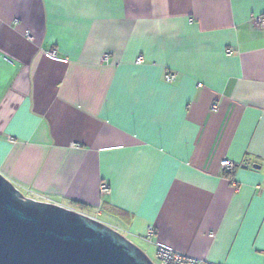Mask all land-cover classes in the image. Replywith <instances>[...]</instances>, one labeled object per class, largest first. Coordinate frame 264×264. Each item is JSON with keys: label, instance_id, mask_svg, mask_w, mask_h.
I'll list each match as a JSON object with an SVG mask.
<instances>
[{"label": "crops", "instance_id": "obj_1", "mask_svg": "<svg viewBox=\"0 0 264 264\" xmlns=\"http://www.w3.org/2000/svg\"><path fill=\"white\" fill-rule=\"evenodd\" d=\"M257 16L264 0H0V173L145 253L264 264Z\"/></svg>", "mask_w": 264, "mask_h": 264}, {"label": "water", "instance_id": "obj_2", "mask_svg": "<svg viewBox=\"0 0 264 264\" xmlns=\"http://www.w3.org/2000/svg\"><path fill=\"white\" fill-rule=\"evenodd\" d=\"M0 264H155L111 225L24 196L0 173Z\"/></svg>", "mask_w": 264, "mask_h": 264}, {"label": "built area", "instance_id": "obj_3", "mask_svg": "<svg viewBox=\"0 0 264 264\" xmlns=\"http://www.w3.org/2000/svg\"><path fill=\"white\" fill-rule=\"evenodd\" d=\"M256 20H257L258 25L264 26V17L257 16ZM25 34L29 35L27 31H25ZM226 52H229V49H226ZM101 58L102 60H105L107 58V54L104 53ZM141 61H142V56L137 55L135 58V62L139 63ZM163 76L166 81H172L174 79L175 74L172 71H166ZM215 106L216 104L213 102L211 104V107L215 108ZM219 164H220V168L223 171H230L234 168V163L228 158H222ZM13 184L24 196H27L24 194L22 190L23 187H21L20 185L16 183H13ZM100 187H101V191L103 192L108 189V185L105 183H102ZM28 197H31V196H28ZM32 198L38 199L36 197H32ZM39 200H42V199H39ZM153 232H154L153 227L149 225L146 229V237H150L153 234ZM155 257L157 260L156 264H217L215 262L207 261L199 257L181 253L179 251L173 250L171 248H168L162 245H159L156 248Z\"/></svg>", "mask_w": 264, "mask_h": 264}, {"label": "rangeland", "instance_id": "obj_4", "mask_svg": "<svg viewBox=\"0 0 264 264\" xmlns=\"http://www.w3.org/2000/svg\"><path fill=\"white\" fill-rule=\"evenodd\" d=\"M123 234V233H122ZM125 236V235H124ZM126 237V236H125ZM130 240V239H129ZM147 255H148V257L151 259V261L153 262V263H155L156 264V262H157V260H156V257H155V255H153V254H151V253H146Z\"/></svg>", "mask_w": 264, "mask_h": 264}, {"label": "trees", "instance_id": "obj_5", "mask_svg": "<svg viewBox=\"0 0 264 264\" xmlns=\"http://www.w3.org/2000/svg\"><path fill=\"white\" fill-rule=\"evenodd\" d=\"M231 172H232V170H230V171H223L224 175H226V176H230Z\"/></svg>", "mask_w": 264, "mask_h": 264}]
</instances>
